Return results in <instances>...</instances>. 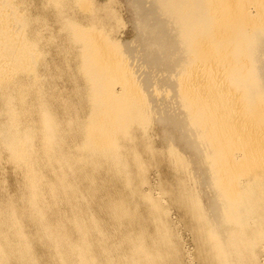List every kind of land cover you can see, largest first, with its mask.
I'll return each mask as SVG.
<instances>
[{
  "label": "bare ground",
  "instance_id": "bare-ground-1",
  "mask_svg": "<svg viewBox=\"0 0 264 264\" xmlns=\"http://www.w3.org/2000/svg\"><path fill=\"white\" fill-rule=\"evenodd\" d=\"M123 1L0 0V264H264V0Z\"/></svg>",
  "mask_w": 264,
  "mask_h": 264
},
{
  "label": "rangeland",
  "instance_id": "rangeland-1",
  "mask_svg": "<svg viewBox=\"0 0 264 264\" xmlns=\"http://www.w3.org/2000/svg\"><path fill=\"white\" fill-rule=\"evenodd\" d=\"M97 1L100 2L99 4H103L102 2L105 3L107 0H97ZM30 2H31L32 13H34L35 15L37 13L42 14V2H41V0H30ZM116 9H117V13L120 17L121 24H120L119 28L116 29V31H115V33H116L115 37L119 40H129V39L133 38L134 30H133L132 24L130 22V13L126 7L125 2L123 0H119V3L117 4ZM47 16H48V24L50 25V27L51 28L54 27L53 29H56V25H55L52 17L50 15H47ZM52 25H53V27H52ZM51 31H55V30H49V32L46 30L45 32L47 34H49ZM50 55L56 56V49L51 48L50 49ZM58 85H59L58 87L61 89H63V87H64L63 90H66V89L68 90V88L70 87L69 83L65 80L64 81L60 80L58 82ZM4 169H5L4 170L5 172L3 173V176H5V178H7L8 182L10 184V187H11V184L15 181L16 178L13 174L11 167L6 165V166H4ZM149 177H150L152 183L156 185V183L159 180L158 179L159 178L158 172L153 170V172H150ZM156 180H157V182H156ZM11 190H12V187H11ZM170 216H169L170 220L173 218L171 223L175 221L174 226L176 225L175 229L177 228L176 229L177 233L179 234V238L183 243V244L181 243V246L183 245L182 246L183 251H185V253H186V251L188 250L187 252L194 253V251L196 250V247H194L195 242L192 240L193 235L187 228H183L184 226L180 225V223H179V221H180L179 212L177 210H175V208L171 207L170 208ZM172 225H173V223H172Z\"/></svg>",
  "mask_w": 264,
  "mask_h": 264
}]
</instances>
